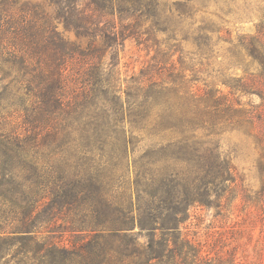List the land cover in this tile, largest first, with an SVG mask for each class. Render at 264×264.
I'll use <instances>...</instances> for the list:
<instances>
[{"label":"trees","instance_id":"16d2710c","mask_svg":"<svg viewBox=\"0 0 264 264\" xmlns=\"http://www.w3.org/2000/svg\"><path fill=\"white\" fill-rule=\"evenodd\" d=\"M190 1L0 0V264H249L185 224L196 207L219 214L235 181L205 137L242 131L264 149V25L233 43L257 72L237 61L228 92L200 87L177 38ZM127 38L153 54L121 79ZM139 137L153 139L136 154Z\"/></svg>","mask_w":264,"mask_h":264},{"label":"rangeland","instance_id":"374dc122","mask_svg":"<svg viewBox=\"0 0 264 264\" xmlns=\"http://www.w3.org/2000/svg\"><path fill=\"white\" fill-rule=\"evenodd\" d=\"M30 3H40L49 12L54 11L51 0H21ZM173 0H161L165 8ZM192 14L178 27L177 38L187 33L188 38L182 40L180 47L185 56V65H193L198 85L204 88H217L228 92L225 81H233L235 75L243 74V63L247 72H257L258 67L251 59L242 53L235 52L233 43L240 34H256L257 29L264 25V0H191L189 2ZM207 27L200 30V27ZM210 27V28H209ZM58 29L70 40L78 41L74 31ZM220 29L221 31H217ZM225 30L230 34V40L224 38ZM197 35L207 36L209 49L202 55L195 41ZM159 40L165 38L159 34ZM81 41V40H80ZM173 43V42H172ZM162 45L161 47H163ZM153 50L147 51L138 45L133 38H127L119 51V77L123 79L139 69L150 59ZM81 65L72 63L67 70V85L65 95L70 97L76 88ZM238 96L240 93H234ZM243 101L258 103L257 95H239ZM141 138V139H140ZM217 152L233 169L234 183L222 197V209L217 214L215 208L191 209V217L187 220L188 232L202 242H212L223 239L224 250H232L237 260L249 264H264V149L253 137L237 130H226L205 137ZM153 138L139 137L134 141L136 154L142 148L151 144ZM138 149V150H137ZM59 222H62L59 220ZM46 232L41 235L46 236ZM65 237L72 239L65 233Z\"/></svg>","mask_w":264,"mask_h":264}]
</instances>
